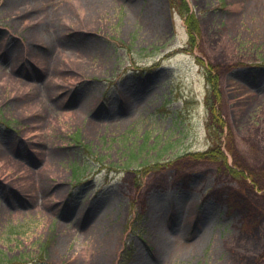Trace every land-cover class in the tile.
<instances>
[{
	"label": "rangeland",
	"instance_id": "1",
	"mask_svg": "<svg viewBox=\"0 0 264 264\" xmlns=\"http://www.w3.org/2000/svg\"><path fill=\"white\" fill-rule=\"evenodd\" d=\"M123 247L264 264V0H0V264Z\"/></svg>",
	"mask_w": 264,
	"mask_h": 264
},
{
	"label": "bare ground",
	"instance_id": "2",
	"mask_svg": "<svg viewBox=\"0 0 264 264\" xmlns=\"http://www.w3.org/2000/svg\"><path fill=\"white\" fill-rule=\"evenodd\" d=\"M254 1H257V0H253ZM43 28H41V33L40 35H42L43 37H45L48 42L50 40L53 39L54 36V29H53V23L51 22V20H49L48 18H45L44 19V25L42 26ZM52 29V31H51ZM53 36V37H52ZM51 43V42H49ZM51 47V46H48V48ZM29 51L33 52L34 50H32V48H29L28 49ZM35 52V51H34ZM46 58H50V54L46 52Z\"/></svg>",
	"mask_w": 264,
	"mask_h": 264
},
{
	"label": "trees",
	"instance_id": "3",
	"mask_svg": "<svg viewBox=\"0 0 264 264\" xmlns=\"http://www.w3.org/2000/svg\"><path fill=\"white\" fill-rule=\"evenodd\" d=\"M193 36V34H191ZM213 95H216L219 97V93L217 92L216 88L213 89ZM212 111V110H211Z\"/></svg>",
	"mask_w": 264,
	"mask_h": 264
}]
</instances>
